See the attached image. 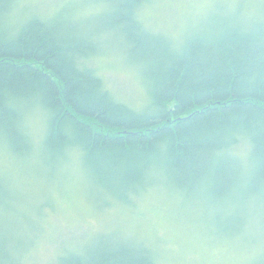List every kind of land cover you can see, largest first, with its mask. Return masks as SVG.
<instances>
[{
	"label": "trees",
	"instance_id": "16d2710c",
	"mask_svg": "<svg viewBox=\"0 0 264 264\" xmlns=\"http://www.w3.org/2000/svg\"><path fill=\"white\" fill-rule=\"evenodd\" d=\"M146 1L105 0L111 10L101 13L95 38L110 34L116 47L98 50L88 41L82 0H62L54 14L42 4L28 12L25 0H0V146L16 185L26 182L7 207L18 209L24 226L13 238L0 236V264H24L39 215L56 206H48V188L27 182L9 158L19 161L28 151L48 164L61 155L64 168L49 177L77 165L106 205L114 199L135 206L155 188L198 211L221 241L250 240L263 250L264 213L252 206L264 210V3L257 17L223 10L178 39L144 23ZM14 6L23 18L11 14ZM103 54L138 74L147 95L141 107L111 92L96 66ZM31 112L44 123L41 142L29 133ZM6 186L0 180V205ZM65 249L55 264H158L152 247L118 231Z\"/></svg>",
	"mask_w": 264,
	"mask_h": 264
},
{
	"label": "rangeland",
	"instance_id": "374dc122",
	"mask_svg": "<svg viewBox=\"0 0 264 264\" xmlns=\"http://www.w3.org/2000/svg\"><path fill=\"white\" fill-rule=\"evenodd\" d=\"M82 1L84 2L82 13L90 15L88 33L91 36L88 41L95 40L98 50L115 48L116 44L113 43L110 34H102L101 40L95 38L102 28L104 16L101 13L111 10L105 5V0ZM101 1L103 2L99 3ZM25 2L28 12L33 10L30 5L36 7L42 4L41 8L45 10V14H50L52 10L54 14L59 10L57 6L62 0H25ZM263 3L264 0H148L141 9L140 17L154 31L159 30L179 39L191 33L194 25L202 26L215 15L223 14V10L225 13H228V10L238 12L246 19L257 17L260 15L257 9ZM16 9L17 6H14L11 14L23 18L20 15L23 12ZM73 16L74 11L68 10L67 17ZM103 41L110 43L106 44ZM96 66L117 98L136 107L143 105L147 95L138 74L132 71V68L131 70L125 66L118 56L103 54L97 58ZM31 113L29 117L34 116V113ZM32 126L34 130H29V133L36 142H41L44 134L43 121H40L38 116H34ZM60 157L61 155L58 154L56 161L48 164L47 157H44L42 162L36 152L28 151L19 161L9 155L10 160L20 165L21 171L28 173L27 182L35 184L37 182L40 186L48 188L43 192L46 193V197L50 196L48 206L52 207L53 203L56 205L55 210L47 208L44 214L39 215V224L30 235L33 236L35 233L33 243L26 251L24 250V264H55L57 256L67 251L65 246L75 247L84 239L99 232L116 231L142 240L152 247L158 264H264V247L262 250L259 242L221 241L205 229L203 220L196 218L198 211L192 210L186 203H177L180 197L165 196L157 193L153 188L146 195L139 197L135 206L117 203L114 199L111 200L114 203L106 205L105 203L110 200L103 199V202L96 196V191H90L86 176L79 171L77 165H68L67 171L59 177L47 176L49 172H60L64 168L65 165ZM35 158L39 160L36 168L33 160ZM73 158L77 162V158ZM0 159L2 160L0 180H4L7 184L3 189L5 201L0 205V211L5 215L4 223L0 225V236L12 237L21 232L19 229L24 226V217L18 213V209L10 211L7 207L18 201L15 191L26 189L24 187L26 182L16 185L14 169L7 166L9 160L1 146ZM38 191L41 196L42 190ZM252 208L260 216L263 215L262 204L253 205ZM32 211L34 212V208ZM16 243L21 249L26 245L23 239Z\"/></svg>",
	"mask_w": 264,
	"mask_h": 264
}]
</instances>
